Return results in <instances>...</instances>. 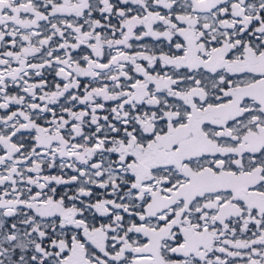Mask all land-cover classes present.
<instances>
[{
	"label": "snow or ice",
	"instance_id": "snow-or-ice-1",
	"mask_svg": "<svg viewBox=\"0 0 264 264\" xmlns=\"http://www.w3.org/2000/svg\"><path fill=\"white\" fill-rule=\"evenodd\" d=\"M0 264H264V0H0Z\"/></svg>",
	"mask_w": 264,
	"mask_h": 264
}]
</instances>
